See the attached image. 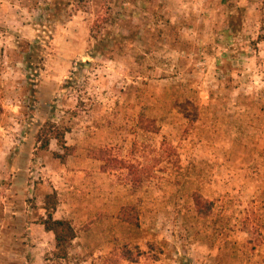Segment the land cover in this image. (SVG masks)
Returning <instances> with one entry per match:
<instances>
[{"label": "rangeland", "instance_id": "374dc122", "mask_svg": "<svg viewBox=\"0 0 264 264\" xmlns=\"http://www.w3.org/2000/svg\"><path fill=\"white\" fill-rule=\"evenodd\" d=\"M263 34L264 0H0V264H264Z\"/></svg>", "mask_w": 264, "mask_h": 264}, {"label": "trees", "instance_id": "16d2710c", "mask_svg": "<svg viewBox=\"0 0 264 264\" xmlns=\"http://www.w3.org/2000/svg\"><path fill=\"white\" fill-rule=\"evenodd\" d=\"M261 40L264 41V34L261 35ZM3 112V108L0 105V115ZM151 122H155L154 119H151ZM154 131H158L157 127L151 129ZM65 129H61L51 122H47L45 126L39 132V140L42 143V148L48 149L50 140L56 139L58 144L64 148L65 153L59 154L55 153L56 157L61 158V160L65 161L67 156L73 153V149L66 145L65 140ZM176 146L169 140L168 137H164L162 143V150L169 151L172 149L174 151ZM175 154V151L172 153ZM102 157V156H100ZM99 157V158H100ZM104 158V157H102ZM142 177L136 176L134 174L133 181L140 183ZM203 197L197 195L195 198V203L198 208V213L201 216H207L211 213L213 208L212 201H204ZM59 204L58 194L54 190L53 192L47 194L45 196V211L46 217L42 219V224L46 231L52 232L55 238V256L60 259H66L69 256V250L72 246L74 239L77 237V231L73 224V221L65 218H55L54 213L56 212L57 206ZM121 218L125 222H128L134 226H139V214L136 206H125L121 211ZM124 256L127 260L131 262H135L137 259L133 258L130 254V251L124 250Z\"/></svg>", "mask_w": 264, "mask_h": 264}]
</instances>
